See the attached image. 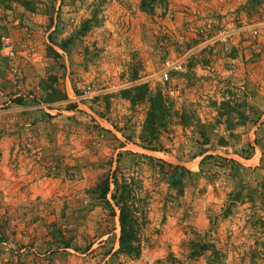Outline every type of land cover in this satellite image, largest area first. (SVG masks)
<instances>
[{
  "label": "rangeland",
  "instance_id": "rangeland-1",
  "mask_svg": "<svg viewBox=\"0 0 264 264\" xmlns=\"http://www.w3.org/2000/svg\"><path fill=\"white\" fill-rule=\"evenodd\" d=\"M218 28L229 36L212 41ZM1 37L13 55H0V264H264V0H0ZM16 56L46 68L16 88ZM176 57L184 71L156 80ZM91 83L89 112L111 133L63 112L87 111ZM154 93L167 111L146 149ZM26 102L65 118L45 164L25 130L16 152ZM113 179L128 196L131 253H114Z\"/></svg>",
  "mask_w": 264,
  "mask_h": 264
},
{
  "label": "crops",
  "instance_id": "crops-1",
  "mask_svg": "<svg viewBox=\"0 0 264 264\" xmlns=\"http://www.w3.org/2000/svg\"><path fill=\"white\" fill-rule=\"evenodd\" d=\"M36 18L37 17H35L34 20H36ZM24 39H25L24 37L22 39L18 38L19 42L21 41L22 42L19 44L20 47L16 49L17 50L16 52L22 54L23 56L27 58L30 54H32V50L31 48H29L30 47L29 44L26 45V42ZM0 55H2V53ZM33 62H30L27 59H23L22 57L16 56V88L18 86L25 85L27 83V80L29 79L31 80L36 79L37 76H35V73L38 72L37 70L39 68L40 69L46 68L42 66V64L46 65L47 61H45V63H42L41 61L34 62V63ZM42 75L43 74H40V76ZM0 81H1V75H0ZM67 95H68V92H67ZM96 97L94 98V100L90 102L87 101V103L82 104L81 107H79L80 104L78 103L77 106L79 108L86 109L87 111L83 110L82 112H77V111H73L72 109H64L63 112L67 114H73L77 118H83L82 116H84L85 118L86 116L85 114L90 113L89 112L90 109L88 105L89 104L91 105V102L93 101H95V103L98 101L96 100ZM36 106H37L36 104L29 103V102H26L25 105H20V106L16 105V152L21 153L19 152L20 150L18 149L19 144L17 140L18 139L17 133L22 135L23 133L21 131L25 130L26 131L25 133L31 134L32 140L35 138L34 139L35 145H38L43 149V161L45 164L47 161L46 158H49L50 154L52 152H55V149H56L55 146L58 145L57 143L54 144V142L51 141L50 139L51 134H53V132L56 131V129L61 131V128L54 129L55 127L54 124L59 123L60 126L63 125L64 123L63 121L65 118H64V115L62 114L61 115L56 114L55 116L51 115L50 117H47V116L40 117V113H39L40 111L35 109ZM45 109H46L45 112H48L49 114H51V111H54V109L52 108L46 107ZM99 110H100V107H99ZM60 111L61 110H58V112ZM90 114L93 115V117L95 118L94 122L101 129L109 130L110 133L114 131L111 124L108 121H106L103 117L95 113H90ZM25 126H28V127L25 128ZM25 156H26L25 154H22L21 156H18L17 159L21 160L24 158L25 160Z\"/></svg>",
  "mask_w": 264,
  "mask_h": 264
},
{
  "label": "trees",
  "instance_id": "trees-1",
  "mask_svg": "<svg viewBox=\"0 0 264 264\" xmlns=\"http://www.w3.org/2000/svg\"><path fill=\"white\" fill-rule=\"evenodd\" d=\"M23 4L25 5L26 3L24 2ZM140 8L142 10H146L144 1L140 3ZM131 98L132 97H130V99ZM166 111L167 107L159 93H154L148 97V106L139 135L140 141L144 142L142 145H144L146 149H153L151 142L157 138L158 128L162 125V122L165 119ZM113 184L114 191L111 193L110 197L112 200H114V204L116 206L118 205L119 226L118 248L116 251H114V253H131L135 250L136 245L134 244V221L132 220V215L130 213L131 211L129 209V206L126 204L128 196L123 195V191L121 192V188L123 186H120L119 188V185L115 179H113ZM96 187L99 188L100 198H102L108 208L112 210V207L108 203V200L105 198V195L108 190L107 178L101 179L96 185ZM205 248L206 247H203V249Z\"/></svg>",
  "mask_w": 264,
  "mask_h": 264
},
{
  "label": "built area",
  "instance_id": "built-area-1",
  "mask_svg": "<svg viewBox=\"0 0 264 264\" xmlns=\"http://www.w3.org/2000/svg\"><path fill=\"white\" fill-rule=\"evenodd\" d=\"M230 31L223 29V28H218L215 29L212 33V41H222L225 40L226 37L229 36ZM251 34L255 35L257 34V31L255 29L251 30ZM1 46L0 50L3 52V56L6 57H11L13 55V50H12V45L9 43V40L7 37H1ZM184 62L182 61L181 58L176 57L172 59H165L155 74L156 80L160 81L163 83L166 81L170 75L171 72H182L184 71ZM98 94V91L95 89L94 85L91 83L89 85H86L83 90L81 91L79 95V100H85V99H91L95 97ZM34 153L40 157L41 155V150L36 149Z\"/></svg>",
  "mask_w": 264,
  "mask_h": 264
}]
</instances>
